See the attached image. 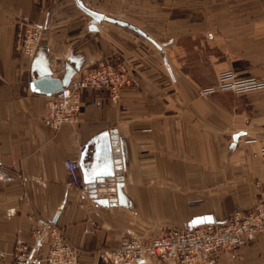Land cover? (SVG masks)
<instances>
[{
    "label": "crops",
    "instance_id": "0c3cea01",
    "mask_svg": "<svg viewBox=\"0 0 264 264\" xmlns=\"http://www.w3.org/2000/svg\"><path fill=\"white\" fill-rule=\"evenodd\" d=\"M205 1L206 10L199 0H0V264H13L17 242H32L38 220L79 248V264H106L103 254L130 234L220 224L264 197L259 94L198 96L231 64L226 38L244 43L246 21L254 31L262 23L264 0ZM80 5L103 18L93 24ZM23 22L42 30L32 58L13 48ZM117 64L135 85L119 89L116 102L107 90L85 89L77 118L47 128L48 96L31 87L37 71L62 78L71 68V81ZM66 159L79 160L82 189L68 184ZM99 176H112L113 187H89ZM46 252L36 244L34 264H46ZM213 257L264 264V232Z\"/></svg>",
    "mask_w": 264,
    "mask_h": 264
},
{
    "label": "built area",
    "instance_id": "2783aa9c",
    "mask_svg": "<svg viewBox=\"0 0 264 264\" xmlns=\"http://www.w3.org/2000/svg\"><path fill=\"white\" fill-rule=\"evenodd\" d=\"M20 26L16 48L21 55L32 58L41 40L42 30L37 25L24 22ZM217 82L216 86L199 89L198 96L208 97L224 91L242 95L258 85L253 78L239 80L230 73L220 74ZM133 85L134 80L122 64L91 68L47 97L44 122L51 131L72 123L79 114L81 92L85 89L107 90L110 99L116 102L119 89ZM84 151L85 147H82L81 153ZM257 153L264 164V142L260 143ZM64 167L68 184L72 188L82 189L85 182L80 174L79 160L66 159ZM263 232L264 197L250 209L235 210L220 224H201L188 230L163 227L152 238L130 234L105 252L103 258L106 264H217L214 253L239 250L253 243ZM31 234L30 244L16 243L12 256L14 264L36 263L33 251L36 244L41 242L47 244L46 264H79V248L52 222L38 220Z\"/></svg>",
    "mask_w": 264,
    "mask_h": 264
},
{
    "label": "rangeland",
    "instance_id": "374dc122",
    "mask_svg": "<svg viewBox=\"0 0 264 264\" xmlns=\"http://www.w3.org/2000/svg\"><path fill=\"white\" fill-rule=\"evenodd\" d=\"M205 0H199L198 3V9L197 10H206V4H205ZM230 6H234L235 5V1L234 0H230L229 1ZM181 5L184 6H189V0H181ZM183 10L186 9L185 8H181ZM189 10V9H186ZM262 23L259 24L257 26V30L254 31V26L255 23L253 21L247 20L246 21V25H248L247 28H249V30H252L250 32H246L245 34V41L244 43H242L241 36H237V34L232 33L229 37L226 38V42L227 45H225V50L227 52H229V54L231 55L230 58V66L223 68L217 72H214L213 75V83L208 85V86H204V87H199V89L202 88H206V87H210V86H216L217 85V80L218 77L220 76V74L222 73H230L232 75L235 76L236 79L239 80H244V79H249V78H253L255 80H257L258 85L254 86V88H252L248 93L246 94H259L258 96V102L264 104V90H261L264 88V29L260 30L259 28H263L264 27V16L262 15ZM231 27H228L227 29H230ZM219 30V27L215 26L214 28V32H217ZM20 31L18 30L16 33V38H15V44H14V51L16 52V54L21 55V53L18 51V49L16 48L17 45V35ZM213 32V33H214ZM237 33V32H236ZM235 37V39H233ZM203 55L204 52L202 53ZM217 53L215 52V56ZM202 69H198L200 71L204 72V77H201V79H203L204 81L207 80L206 76L208 75L206 72V70L208 69L209 72V68L206 65H202ZM207 68V69H206ZM240 73H246V76L241 77L240 78ZM207 82H210L209 80ZM222 93H230L232 95L241 97V96H245L246 94H242V95H236L232 92L229 91H224ZM250 94V96H251ZM214 95V94H213ZM251 99H253L254 97L251 96ZM243 100V98H241ZM247 101V100H246ZM264 110V107H263ZM251 113V112H249ZM263 117H264V111H261ZM252 114V113H251ZM248 120L247 123L251 124L252 128L257 126V120H254L253 117L248 114ZM14 264V262H13Z\"/></svg>",
    "mask_w": 264,
    "mask_h": 264
},
{
    "label": "water",
    "instance_id": "95a60500",
    "mask_svg": "<svg viewBox=\"0 0 264 264\" xmlns=\"http://www.w3.org/2000/svg\"><path fill=\"white\" fill-rule=\"evenodd\" d=\"M80 8L92 18V23H96L97 20L103 18V16L83 7L80 5ZM73 74V69L67 68V71L62 78H54L52 72L43 70L42 72L37 71L36 77L31 82V87L34 91L50 96L56 91L60 90L62 87L66 86ZM114 178L112 176L107 177H97L91 182H89V187L91 188H102L103 185L107 187H113Z\"/></svg>",
    "mask_w": 264,
    "mask_h": 264
}]
</instances>
